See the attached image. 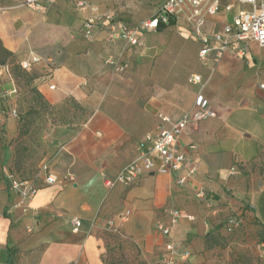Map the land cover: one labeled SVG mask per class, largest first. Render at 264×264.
<instances>
[{"label":"crops","instance_id":"crops-1","mask_svg":"<svg viewBox=\"0 0 264 264\" xmlns=\"http://www.w3.org/2000/svg\"><path fill=\"white\" fill-rule=\"evenodd\" d=\"M77 1L56 0L42 11H31L23 0H0L4 47L21 59L31 55L43 59L35 68L39 74H50V82L42 81L38 87L51 105L72 100L86 112L76 130H60L63 141L48 161L59 181L47 185L40 180L32 201L11 189L9 169H4L0 264H108L106 230L102 224L94 225L97 217L114 218L118 234L140 248L148 261L161 262L166 239L155 222L166 220L170 210H180L183 217L172 237L179 252L189 253L182 264H200L208 257L207 249L197 253L205 248L201 235L214 229L216 216L230 206H245V213L264 225V169L254 173L242 169L252 163L264 168V88L260 86L264 71L245 64L246 58L260 57L254 48L261 46L248 42L244 57L227 53L219 62L213 55L202 62L201 44L181 20L147 32L145 46L128 52L129 67L120 74L105 59L120 51L122 41L110 39L108 24L85 38L81 28L90 11L78 9ZM113 1L101 0L105 7L91 4L108 12L114 10L105 4ZM229 4L231 10L226 8ZM247 8L237 0H222L220 12L208 17L206 31L222 29ZM193 74L202 77L204 88L189 81ZM10 88L8 80L0 83L1 102L8 110L16 106L15 96L3 95ZM201 92L216 116L190 124L179 141V149L198 168L189 183L179 185L178 172L146 173L135 186L108 189L107 179L140 156L145 136L162 122L160 116L179 120L194 113ZM0 122L13 133L16 118L7 115ZM198 192L207 199L199 198ZM125 210H131V217L122 222L118 214ZM73 217L82 220L78 232L73 231Z\"/></svg>","mask_w":264,"mask_h":264},{"label":"built area","instance_id":"built-area-1","mask_svg":"<svg viewBox=\"0 0 264 264\" xmlns=\"http://www.w3.org/2000/svg\"><path fill=\"white\" fill-rule=\"evenodd\" d=\"M55 2L56 0H23L22 5L35 11H42ZM237 2L246 4L249 8L239 10L222 29L213 32H207L205 25L209 16L220 12L222 0H164L154 15L137 24L118 20L114 11L100 12L96 6L86 0H78L76 6L80 10L90 11L81 28L85 38H90L97 29L108 24L110 39L122 41L120 51L108 55L105 59V64L121 74L129 67L128 52L141 50L145 46V33L170 27L181 20L186 23L193 38L200 42L199 56L202 62H206L211 55L215 62H219L227 53L244 57L247 54L248 42H255L264 47V0H237ZM226 8L231 10L232 5L229 4ZM3 11L4 8L0 6V12ZM42 60L40 56L31 55L21 59V65L26 70H33ZM3 80L11 83V88L3 95L16 96L18 88L9 64H0V83ZM189 81L193 84H201L202 88L205 86L199 74L191 75ZM43 82H50V74L44 75ZM260 86L264 88V84ZM50 88L54 89L55 85L50 84ZM1 96L0 93V117L8 115L17 118V105L8 110L2 104ZM196 106L194 113L187 114L179 120L161 115L162 122L155 130L146 134L140 156L130 161L117 175L107 179L108 189L118 185L135 186L146 173L178 172L177 183L181 186L187 185L198 168L188 160L184 151L179 149V141L190 124L198 125L216 116V112L202 92L197 97ZM43 172L45 184L52 185L59 181V176L51 170L49 162L43 164ZM7 179L10 181L11 189L18 191L23 200L32 201L39 190V185L33 180L18 181L13 174H8ZM197 196L202 198L205 195L203 192H198ZM130 217L131 210L118 214L122 222L128 221ZM182 217L183 213L180 210L173 209L167 212L166 220L159 218L155 222V227L166 239L162 264H182L189 257V253L179 252L172 237V230ZM189 218L193 219V217ZM71 223L73 231L78 232L82 220L73 217ZM93 223L96 226L102 224L106 231L119 232V226L114 218L97 217Z\"/></svg>","mask_w":264,"mask_h":264},{"label":"rangeland","instance_id":"rangeland-1","mask_svg":"<svg viewBox=\"0 0 264 264\" xmlns=\"http://www.w3.org/2000/svg\"><path fill=\"white\" fill-rule=\"evenodd\" d=\"M162 1L114 0V3L106 2L105 5H109L108 9L114 10L130 23L140 22L154 15ZM90 2L104 6L101 0ZM56 7H60V4ZM188 44L191 45L192 42L189 41ZM254 51L264 59L263 47H255ZM260 57L246 58V67L254 65L259 72L264 71V60ZM2 58L0 55V62ZM6 61L14 71L18 88L14 102L19 115L15 130L11 134L0 122V179L7 167L9 174H13L18 181L33 180L40 185L39 181L44 180L43 164L50 160L54 150L63 141L60 130H76L85 119L86 112L72 100L58 106L48 105L38 94L35 82L18 67L16 57L8 56ZM195 85L202 88L201 84ZM7 86L6 83L4 87ZM258 88L259 85L255 87L257 91ZM242 169L246 173H254L264 168L252 163ZM231 192L232 189L229 194L234 198L235 195ZM203 198L207 199L206 196ZM222 206L227 207L229 204L223 203ZM233 207L219 213L214 220V229L201 235L205 248L199 249L197 253L201 254L207 249L208 257L200 264H264V226L254 216L245 213V206ZM105 232L107 244L104 258L108 264H162L160 261H148L140 248L121 234Z\"/></svg>","mask_w":264,"mask_h":264},{"label":"trees","instance_id":"trees-1","mask_svg":"<svg viewBox=\"0 0 264 264\" xmlns=\"http://www.w3.org/2000/svg\"><path fill=\"white\" fill-rule=\"evenodd\" d=\"M160 29H162V28H160ZM0 44H1V45H0V55L3 57L2 60H1V62H0V64H9L10 67H11L12 75H13V77H14V71H13V68H12L11 64H10L9 62L6 61V58H7L8 56H15V57H16V63H17V65H18V67H19V68L22 70V72L25 73V74H26V75H27L32 81L35 82V84H36V89H37L38 94L44 98V100L48 103V105L53 106V105H51V104L47 101V99L44 97V95L42 94V92L40 91V89H39V87H38L39 83H41V82L43 81L44 75H43V74H39V73L37 72L36 68L33 69V70H26V69H24V68L22 67V65H21V58H20L18 55H15L14 52H12V51L8 50L6 47H4V45H3V43H2L1 40H0ZM14 80H15V79H14ZM75 103H76V102H75ZM76 104H77V103H76ZM78 106H80V105H78ZM80 107H81V106H80ZM18 115H19V111H18ZM262 225H263V224H262ZM263 226H264V225H263Z\"/></svg>","mask_w":264,"mask_h":264}]
</instances>
